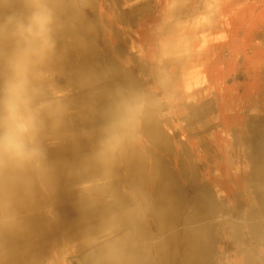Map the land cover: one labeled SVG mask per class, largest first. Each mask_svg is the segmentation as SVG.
Segmentation results:
<instances>
[{
	"label": "clouds",
	"instance_id": "9594fccd",
	"mask_svg": "<svg viewBox=\"0 0 264 264\" xmlns=\"http://www.w3.org/2000/svg\"><path fill=\"white\" fill-rule=\"evenodd\" d=\"M112 21L99 0H0V264H172L202 240L158 159L184 104L176 32L142 77L129 57L94 59ZM62 190L76 227L42 250Z\"/></svg>",
	"mask_w": 264,
	"mask_h": 264
},
{
	"label": "rangeland",
	"instance_id": "374dc122",
	"mask_svg": "<svg viewBox=\"0 0 264 264\" xmlns=\"http://www.w3.org/2000/svg\"><path fill=\"white\" fill-rule=\"evenodd\" d=\"M143 1L145 2L140 1L139 5L140 18L130 20L129 28L123 31L124 47L111 52L109 58L114 62L129 57L134 63L131 71L146 77L148 66L159 57L160 53L153 50L138 52L140 39L143 38L141 31L151 29V27L154 29L160 22L154 21L153 14L156 10L153 9L152 12V7L149 11L146 10L147 0ZM252 2L253 0L250 3ZM219 3L220 0H193L192 14H188L187 26L184 23L182 32L186 29L193 32L194 42L187 50L175 52L177 55L176 68L182 79L183 109L167 119L162 126V132L173 144L174 154H177L179 146L184 145L194 161L198 175L202 179L210 177L211 182L225 192L223 198L220 199L215 190V198L225 202L229 212L233 207L235 197L239 208L245 210L249 206L246 195L250 193V186L245 185L249 178L248 157L251 153L250 141L252 140L249 131L255 128L257 119H264V44L258 41L264 37V20L260 21V16L256 18L257 13L254 19V14L250 15V13H255L252 12L253 10L242 11L239 16L231 9L228 12L222 11L220 18L217 12ZM250 3H248L249 6ZM257 4L260 15L264 13V0H257ZM245 6L246 4L242 8ZM219 19L232 37L236 38L238 31L242 32L241 51H238V45H236L232 52V57L240 53L241 66L227 68V75L222 83L208 82L206 75L201 72L202 81L196 84L191 78L192 72L203 71V64L208 57L199 39L201 34L208 29L217 28ZM169 30L178 33L176 27H170ZM145 38L149 42H154L150 35ZM112 43L113 41L108 43L110 49L113 48ZM153 45L157 48L156 43ZM209 54L211 56L213 53ZM240 141H242L241 144ZM174 154L166 159L172 168ZM220 216L222 222L229 218L231 222L233 221L232 213ZM221 231L218 240L210 244L213 246V257L209 259L210 264H243L237 255L238 244L224 238L225 227H222ZM249 242L250 236L246 233V243L243 245V249L247 250L246 253L249 248L251 249ZM262 247L261 244L255 243L254 253L261 263H264ZM175 249L178 264V262L181 263L184 253L178 245Z\"/></svg>",
	"mask_w": 264,
	"mask_h": 264
},
{
	"label": "bare ground",
	"instance_id": "6f19581e",
	"mask_svg": "<svg viewBox=\"0 0 264 264\" xmlns=\"http://www.w3.org/2000/svg\"><path fill=\"white\" fill-rule=\"evenodd\" d=\"M184 1L185 0H178V3L177 0L172 1V15L175 13L181 14L180 12L185 11ZM99 3L103 6L104 10L113 17L111 33L113 35L112 44L114 45L113 48L110 49L108 43L106 44L103 39H101L99 41V50L96 52L94 59L101 63L113 62L109 58L110 53L124 47L123 31L129 28L131 24L130 20L136 19L139 4L136 0H99ZM155 19L154 21H158ZM125 43L127 44V41ZM116 61L117 60L114 62ZM191 78L196 84L201 82V71L195 70L192 72ZM249 133L252 139L250 141L251 153L248 157L249 178H247L246 184L243 182L246 186H250V190L248 189L250 193L246 195L248 198L246 201L249 206L245 210L239 208L237 198L235 197L233 200V207L228 212L225 202L216 200L215 198V190L220 199L223 198L225 192H222L218 185L215 186L214 183L211 182L210 177L206 176L207 178L202 179L198 175L194 161L188 154L184 145L179 146L180 149H178L177 154H174L173 144L169 138L164 136L161 129L158 159L161 170L162 186H167L169 194L176 200L177 205L181 209L188 207L194 210L195 221L199 224L202 233V240L194 251L185 249L182 264H210L209 259L213 257V246H210V244L218 240L222 232V227L226 228L224 238L229 239V241H235L236 244H238L237 255L240 262L243 264H264L261 263L260 259H258L254 253L255 243L261 244L263 246L262 249H264V119H257L255 128L250 130ZM241 142L242 141H240V144ZM173 154L172 168L171 165L166 162V159ZM74 200L75 196L71 192L62 190L59 194L56 210L59 213L60 222L54 225L51 230L45 232L43 238L39 242V247L42 250L46 249L53 240L58 239L61 235L65 233L72 234L74 232L78 217ZM230 213H232L233 221L231 222V218H229L222 222L220 215H230ZM246 233L250 236L249 244L251 245V249H248V253H246L247 250L243 249V245L246 243ZM176 262L177 255L176 249H174L172 264H176Z\"/></svg>",
	"mask_w": 264,
	"mask_h": 264
},
{
	"label": "crops",
	"instance_id": "0c3cea01",
	"mask_svg": "<svg viewBox=\"0 0 264 264\" xmlns=\"http://www.w3.org/2000/svg\"><path fill=\"white\" fill-rule=\"evenodd\" d=\"M140 1L145 2L143 0H136V2L139 5H140ZM172 1L173 0H153V1L147 0L146 1L147 2L145 3L147 5L146 10L149 11L150 7H152L151 8L152 12H153V9L156 10L153 16H154V19L156 18L155 20H158L160 23L158 25L156 24V26L154 25L155 26L154 29L153 27H151V29H145L143 32L141 31V35H143V38L140 39V48H138V52H141V51L146 52V51L153 50V51H159V53L161 54L158 42L163 36H165L170 31L169 28L175 27L176 24H179L180 27L177 29L178 33H176V36L172 41L173 51L182 52L192 46L194 42L193 32L189 31L188 29H186L185 32H182L184 30L183 26L185 24L187 26L188 14H192V9H193L192 0H185L184 1L185 11L180 12L181 14L175 13L174 15H172V12H171ZM250 2L251 0H220L217 12L219 13V17L221 18L222 11L228 12L230 9L235 11V14H239V16L242 11L246 12L247 10L249 11L253 10L252 12H255V13H250V15L254 14L253 16L254 19L257 13L256 18L260 16V21L264 20V13H261L260 15L258 14L257 0H253L252 3ZM248 3H250L251 5L249 6ZM244 4H246V6L242 8ZM236 10L237 11L239 10V11L236 12ZM140 12H141V9L139 7L136 19L140 18L141 16ZM165 16H168L171 18V23L168 25H163V20ZM261 17H263V19H261ZM218 22L219 23H218L217 28L208 29L203 34H201V38L199 39L200 44L203 46L202 49H204V52L208 53V57L205 60V63L203 64L204 70L201 72L206 75V79L210 83L215 82V81L222 83L226 78L227 68H235L236 66L237 67L241 66L240 53L237 54V56L234 55V57H232L233 55L232 52H233L234 46L236 45H238V51H241L240 41L242 39V32L238 31L237 37L236 38L232 37V35L231 34L229 35L228 32L225 30L220 19ZM162 25H163V30L161 31L159 29L161 28ZM148 35L153 37L154 42L152 41L149 42L146 40L145 37ZM258 41L264 44V37L260 38V40ZM153 43L157 44L156 45L157 48H154ZM151 47H153V49ZM209 53H213V54L210 56ZM177 245L179 248L183 250V253H184L186 249V245L182 242H178L176 246ZM183 260H184V254L180 261L181 263L179 264H182Z\"/></svg>",
	"mask_w": 264,
	"mask_h": 264
}]
</instances>
